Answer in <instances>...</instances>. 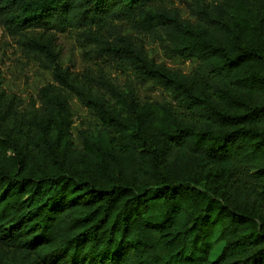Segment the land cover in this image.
<instances>
[{
	"label": "trees",
	"instance_id": "obj_1",
	"mask_svg": "<svg viewBox=\"0 0 264 264\" xmlns=\"http://www.w3.org/2000/svg\"><path fill=\"white\" fill-rule=\"evenodd\" d=\"M160 1L0 0V24L43 55L55 82L26 107L0 88V253H19L18 264H264V16L229 25L233 0H188L193 23ZM238 1L264 12V0ZM118 22L197 64H156ZM67 28L171 100L140 103L104 67L65 70L49 31ZM70 94L97 119L79 145ZM192 156L220 167L190 175Z\"/></svg>",
	"mask_w": 264,
	"mask_h": 264
},
{
	"label": "rangeland",
	"instance_id": "obj_2",
	"mask_svg": "<svg viewBox=\"0 0 264 264\" xmlns=\"http://www.w3.org/2000/svg\"><path fill=\"white\" fill-rule=\"evenodd\" d=\"M188 0H161L160 4L167 8H174L178 11L183 19L195 23L196 18L192 16L185 6ZM240 7L242 9H240ZM245 6L238 0H233L229 3L228 23L233 25L237 22L241 14L250 17L252 14L254 18L259 19L256 15L264 16V12L251 11L250 14L244 13ZM241 13V14H240ZM120 28L124 33L140 37L143 40L146 56L153 60L156 64H162L168 69L179 70L183 73H189L197 64L193 58H183L176 55L165 53L160 49L158 43L146 35L132 32L129 27L122 22H118ZM41 28H34L28 33H38ZM83 29L67 28L64 31L57 29L51 30L53 35V44L59 56L60 65L67 71L73 74H81L85 70L96 71L100 67L111 75L113 81L121 88L126 89L128 84H133L136 96L140 103L153 104L156 101L171 100L169 94L161 87L155 85L152 81H139L133 70L124 68L121 70H113L108 66L105 59L98 57L94 51V45L89 39L82 35ZM49 34V33H48ZM45 60L43 55L38 52L28 50L18 37L10 36L0 24V77L2 83L0 88L8 94H14L21 99V107H26L31 101L39 103L38 93L41 87L49 83H54L51 69L45 67ZM70 102V131L73 133V140L75 144L79 145L77 139V131L86 127H92L97 123L95 115L87 108L83 107L73 94L69 96ZM2 131L9 133L12 139L17 141L13 131V124L8 119H2ZM6 149V148H5ZM7 153H10L8 151ZM190 175L198 171H214L220 166L206 157L192 156L189 158ZM195 175V174H194ZM194 177V176H193ZM198 178V177H196ZM204 178V177H200ZM199 179V178H198ZM211 182L215 184L214 177L211 176ZM201 185H205L204 179L198 180ZM220 188V187H219ZM219 190V189H218ZM223 243H218L210 252V259L215 258ZM2 259L6 264H18L19 253H15L10 249H2L0 253ZM16 256V257H15Z\"/></svg>",
	"mask_w": 264,
	"mask_h": 264
}]
</instances>
